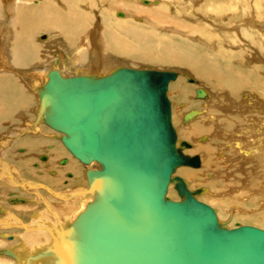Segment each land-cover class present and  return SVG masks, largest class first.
Wrapping results in <instances>:
<instances>
[{"label": "bare ground", "instance_id": "1", "mask_svg": "<svg viewBox=\"0 0 264 264\" xmlns=\"http://www.w3.org/2000/svg\"><path fill=\"white\" fill-rule=\"evenodd\" d=\"M36 2L0 0V264H63V257L77 264L74 237L91 221L80 214L104 192L86 175L100 164L81 162L45 121L39 89L52 70L62 77L174 71L167 96L172 124L182 129L179 139L175 127L176 145L193 141L182 151L199 158L182 165L199 169L178 175L217 208L222 226L264 229V0ZM96 13L103 31L94 51ZM199 87L205 96L197 100ZM173 189L170 182L165 197L180 199Z\"/></svg>", "mask_w": 264, "mask_h": 264}, {"label": "water", "instance_id": "2", "mask_svg": "<svg viewBox=\"0 0 264 264\" xmlns=\"http://www.w3.org/2000/svg\"><path fill=\"white\" fill-rule=\"evenodd\" d=\"M174 78L172 70L129 67L103 76L52 70L39 89L45 121L64 133L66 148L100 164L86 171L104 192L80 214L91 221L74 237L77 264H264V229L222 226L214 208L193 196L200 190L172 176L199 163L182 151L187 142L176 145L167 96ZM195 95L205 92L199 87ZM170 182L180 199L165 197Z\"/></svg>", "mask_w": 264, "mask_h": 264}, {"label": "rangeland", "instance_id": "3", "mask_svg": "<svg viewBox=\"0 0 264 264\" xmlns=\"http://www.w3.org/2000/svg\"><path fill=\"white\" fill-rule=\"evenodd\" d=\"M30 1V5H37L36 3V1H40V0H29ZM94 23H93V26H92V33H93V35H92V33H91V35H90V37H89V45H90V49H92V50H94V51H97L98 50V42H99V40L100 39H102L101 38V33H102V17L100 16V14H98V13H96L95 15H94ZM96 28V29H95ZM98 28V29H97ZM95 29V30H94ZM94 31V32H93ZM101 31V32H100ZM94 33H95V35H94ZM47 35V34H46ZM45 34L44 35H41V37H39V39H40V41H45V40H47L48 39V35L46 36ZM99 35V36H98ZM92 37H93V39H92ZM100 37V38H99ZM92 39V40H91ZM93 46V47H92ZM94 46H96V47H94ZM97 49V50H96ZM64 50H66V49H64ZM66 54L68 55V53H67V51H66ZM113 58H114V60H116V58L113 56ZM190 78H193V79H195L194 77H190ZM196 80V79H195ZM198 81V80H197ZM197 81L196 82H193V81H190L189 80V78H188V84H193V85H198V83H197ZM170 96V95H169ZM171 98V97H170ZM245 98H247V97H245ZM244 98V99H245ZM196 99L198 100L199 98H197L196 97ZM195 99V100H196ZM174 102V101H173ZM172 102V103H173ZM174 106H175V103H174ZM180 105H178V107H179ZM172 108H173V106H172ZM192 111H194V110H192ZM195 117V115L192 117V118H194ZM191 118V119H192ZM176 129H177V132H178V137H179V139H182L181 138V132H182V129L179 127V125H177V123H176ZM179 130V131H178ZM183 140H185V139H183ZM185 141H187V142H189L190 144H191V147L190 148H186V149H184V151L185 152H191L195 147H194V144H193V141H189V140H185ZM194 147V148H193ZM95 167H96V165H94ZM182 168H190V169H199V168H194V167H190V166H182V167H180V168H178L177 170H176V174L175 175H178V173H179V170H181ZM173 187V186H172ZM175 192H176V190L175 189H173ZM177 193V192H176ZM201 194H203V192L201 193ZM201 194L200 195H198V197H200L201 199L203 198V197H201ZM259 205H260V203H259ZM215 208V207H214ZM215 209H217V208H215Z\"/></svg>", "mask_w": 264, "mask_h": 264}]
</instances>
